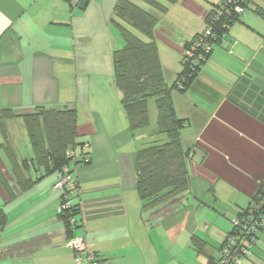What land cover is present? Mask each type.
Returning <instances> with one entry per match:
<instances>
[{"label": "crops", "instance_id": "1", "mask_svg": "<svg viewBox=\"0 0 264 264\" xmlns=\"http://www.w3.org/2000/svg\"><path fill=\"white\" fill-rule=\"evenodd\" d=\"M82 1L0 0V114L20 115L0 119V208L7 215L0 230L18 227L0 257L75 264L59 216L61 173L29 162L21 115L43 106L77 112L78 141L91 162L71 164L79 209L73 234L92 244L101 264H212L232 220L255 206L264 186V0H249L187 90L173 91L185 121L190 185L150 211L143 209L134 161L138 150L166 140L157 133L158 110L148 127L130 129L114 77L113 52L122 46L113 26L119 0H85V8ZM221 1L180 0L164 13L151 11L159 18L156 43L169 85L184 69L186 44ZM194 235L206 242L204 251L193 246ZM252 250L243 264H264V226Z\"/></svg>", "mask_w": 264, "mask_h": 264}, {"label": "trees", "instance_id": "2", "mask_svg": "<svg viewBox=\"0 0 264 264\" xmlns=\"http://www.w3.org/2000/svg\"><path fill=\"white\" fill-rule=\"evenodd\" d=\"M179 1L119 0L115 8L116 16L113 19V26L122 41V46L113 52L115 84L122 93L121 102L130 129L135 131L150 125L149 99L156 97L157 133L166 135L165 141L142 148L135 155L136 186L143 209L146 211L158 208L183 194L190 185L187 168L189 152L184 150L181 137L185 121L177 115L173 103V91L185 92L196 78L202 64L192 65L183 61L184 69L176 82L172 85L166 82L156 43V28L159 18L151 12L164 13L169 4ZM223 2L224 0L209 12L208 23H212L217 7L221 6ZM248 2L249 0H239V4L245 10ZM242 14L227 13L219 21H215L212 33L206 37V42L214 48V45L220 43L228 33L230 26L224 27L222 24L224 22L231 24ZM203 33L204 31L189 41L185 50ZM200 51L202 48L198 52ZM15 116L20 115L4 109L0 114V119ZM21 116L27 126L33 151V156L29 159L31 164L43 168L47 173H62L63 168L66 165L71 166L72 162L75 166L91 162V156L84 149L85 143L78 141V119L75 109L38 106L33 113ZM70 151H75V155L70 156ZM86 158H89L90 161H85ZM25 162L27 163V160ZM18 177L20 178V176ZM32 182L34 181L30 180V183ZM254 203L255 206L247 208L237 217L254 214V219H264L263 185L255 195ZM78 213L79 209L74 203L66 213L59 212L65 225L67 237L73 236V230L78 227L77 220L74 223L70 221L71 217L76 218ZM6 222L7 215L0 208V228L4 227ZM236 231L237 227L234 226L223 244ZM192 243L197 251H204L205 241L194 235ZM95 255L101 263L102 260L96 252Z\"/></svg>", "mask_w": 264, "mask_h": 264}, {"label": "built area", "instance_id": "3", "mask_svg": "<svg viewBox=\"0 0 264 264\" xmlns=\"http://www.w3.org/2000/svg\"><path fill=\"white\" fill-rule=\"evenodd\" d=\"M245 8L239 4V0H224L223 4L217 7L213 16L212 23H208L203 35L197 38L184 53V62L192 65H203L212 53V45L206 42L213 30V23L219 21L223 15L244 13ZM229 27V22L222 24ZM202 48V51L198 52ZM182 87V85H180ZM70 156L75 155V151L69 152ZM85 161H90L86 158ZM70 165H66L61 173L60 179L55 184V189L63 192L59 212H67L73 205L72 193L78 188L76 180L73 179V173ZM71 213V210L69 211ZM254 214L246 217H235L232 222L237 231L227 238V241L220 248L219 256L214 264H243L244 258L252 255L253 247L259 241V231L264 226V219H254ZM71 223L76 221L74 216L70 219ZM67 246L74 252L75 264H101L92 249V244L85 238L79 236L67 237Z\"/></svg>", "mask_w": 264, "mask_h": 264}, {"label": "rangeland", "instance_id": "4", "mask_svg": "<svg viewBox=\"0 0 264 264\" xmlns=\"http://www.w3.org/2000/svg\"><path fill=\"white\" fill-rule=\"evenodd\" d=\"M148 106H149V114H150V112H154V115H155V111H157L158 109H157V102H156V97H151L150 99H149V104H148ZM31 149V148H30ZM31 151V150H30ZM75 194V192H73L72 193V195H74ZM2 199H3V197H2V195H1V193H0V204H3L4 203V201H2ZM4 200V199H3ZM31 219V216H30V218L28 219V220H30ZM38 221V219H36V220H34V222H37ZM52 223V222H51ZM233 223V222H232ZM54 226V225H53ZM11 228H13V229H11V230H9V231H1L0 230V254H2V253H4L5 251H7L8 249H11L10 247H9V245L8 244H12V243H7L11 238H14L15 237V235H12V233L15 231V232H17L18 230V227H16L14 224L12 225V227ZM77 229V228H76ZM15 241H18V239H15ZM14 241V242H15ZM13 245V244H12ZM14 247H16V246H14ZM249 258H244V260L243 261H247ZM13 264H14V262L13 261H11ZM11 262H6L4 259H1V257H0V264H12Z\"/></svg>", "mask_w": 264, "mask_h": 264}, {"label": "water", "instance_id": "5", "mask_svg": "<svg viewBox=\"0 0 264 264\" xmlns=\"http://www.w3.org/2000/svg\"><path fill=\"white\" fill-rule=\"evenodd\" d=\"M86 5H87V1L83 0L81 8H85Z\"/></svg>", "mask_w": 264, "mask_h": 264}]
</instances>
